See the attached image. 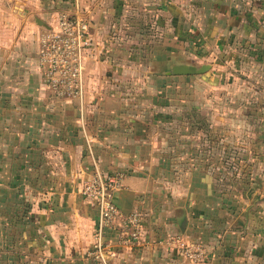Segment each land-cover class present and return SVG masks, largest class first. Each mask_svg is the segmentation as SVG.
Returning a JSON list of instances; mask_svg holds the SVG:
<instances>
[{"label":"crops","instance_id":"0c3cea01","mask_svg":"<svg viewBox=\"0 0 264 264\" xmlns=\"http://www.w3.org/2000/svg\"><path fill=\"white\" fill-rule=\"evenodd\" d=\"M164 1L160 39L127 49L103 37L102 59H86L94 68L83 99L64 100L43 85L39 36L60 12L83 15V3L0 0V264H104L89 254L97 210L80 192L95 167L123 176L116 206L143 219L141 244L123 247L108 236L106 264H264V225L235 223L207 203V179L172 127L184 106L181 87L214 69L211 61L194 62L260 19L264 41V16L241 12L234 0ZM87 10L91 26L112 11L103 1ZM182 64L209 68L174 74ZM104 66L114 70L100 80ZM122 74L142 83L143 100H128ZM167 236L202 242L206 258L185 259L162 242Z\"/></svg>","mask_w":264,"mask_h":264},{"label":"rangeland","instance_id":"374dc122","mask_svg":"<svg viewBox=\"0 0 264 264\" xmlns=\"http://www.w3.org/2000/svg\"><path fill=\"white\" fill-rule=\"evenodd\" d=\"M102 1L112 10L109 16L113 21L104 17L102 24L91 26L86 18L87 8ZM80 2L85 6L82 5L80 10L84 16L75 14L90 23L93 38V45L84 59L86 82L90 77L89 70L94 68L86 59H102L98 49L101 52L106 47L103 37L111 44L121 43L127 49L160 39L157 33L162 26L156 18L162 15L164 0ZM234 2H238L241 12L247 10L258 20L264 16V0ZM262 24L261 19L260 22L255 21L245 31L241 25L238 33L214 44L211 48L214 56L194 62L198 66L211 61L214 69L204 77L192 76L189 83L183 84L185 86L181 87L178 95L184 100L181 102L184 106L179 109L172 126L179 130L177 144L185 150L184 156L189 163L199 164V175L207 179V203H218V209L224 216L234 217L235 223L250 226L264 225V41L258 40L263 32ZM93 34L102 41L94 40ZM107 70L114 68L104 66L100 69V80L107 79ZM133 71L126 77L130 78ZM122 76L124 83L121 89L126 92L128 100L129 95L143 100L142 83H130L124 74ZM211 192L213 195L209 194Z\"/></svg>","mask_w":264,"mask_h":264},{"label":"built area","instance_id":"2783aa9c","mask_svg":"<svg viewBox=\"0 0 264 264\" xmlns=\"http://www.w3.org/2000/svg\"><path fill=\"white\" fill-rule=\"evenodd\" d=\"M92 45L88 21L77 14L60 12L55 26L39 36L38 62L45 88L64 100H82L86 91L84 59ZM122 178L121 174L104 172L95 167L80 188L82 196L97 210L89 254L104 264L105 254L112 253L110 234H114L116 242L123 247L130 248L145 241L141 213L123 214L114 201ZM162 242L192 262H201L207 256L202 242L184 240L180 236H167Z\"/></svg>","mask_w":264,"mask_h":264},{"label":"water","instance_id":"95a60500","mask_svg":"<svg viewBox=\"0 0 264 264\" xmlns=\"http://www.w3.org/2000/svg\"><path fill=\"white\" fill-rule=\"evenodd\" d=\"M209 68L208 65H202L200 67H196L193 65H176L173 66L172 72L174 74H199L205 72Z\"/></svg>","mask_w":264,"mask_h":264}]
</instances>
